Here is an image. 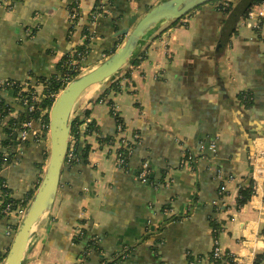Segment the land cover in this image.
Returning a JSON list of instances; mask_svg holds the SVG:
<instances>
[{
    "label": "crops",
    "instance_id": "crops-1",
    "mask_svg": "<svg viewBox=\"0 0 264 264\" xmlns=\"http://www.w3.org/2000/svg\"><path fill=\"white\" fill-rule=\"evenodd\" d=\"M4 1L0 81L24 82L30 75L55 74L64 55L83 44V25L92 38L80 66L82 74L89 72L121 44L113 35L129 17L142 16L160 0H111L90 24L96 0H77L81 18L70 39L73 0L14 1L12 9ZM230 1L228 13L218 10ZM249 1L206 4L157 29L143 41L139 63L127 67V77L119 74L117 92L99 98L104 82L82 93L74 109H90L89 120L115 143L101 148L95 135L88 136V163L63 167L52 208L35 228L22 264H102L119 254L124 258L116 264H213L214 239L239 264H264V45L259 31L244 21ZM30 82L40 99L42 86ZM243 93L253 99L249 109L238 100ZM0 96L14 109L10 117L23 116L39 133V140L30 136L18 145L17 130L15 160L0 171L11 198L21 202L45 169L47 126L29 120L11 92ZM135 136L125 172L116 165L119 140L131 143ZM184 158L191 159L186 166ZM143 164L154 182L137 179ZM250 181L254 192L238 209L239 189ZM30 199L18 205L26 207ZM166 211L180 218L168 221ZM12 223L0 220V256L10 245ZM82 230L84 240L73 243ZM91 238L98 251L86 247Z\"/></svg>",
    "mask_w": 264,
    "mask_h": 264
},
{
    "label": "trees",
    "instance_id": "trees-1",
    "mask_svg": "<svg viewBox=\"0 0 264 264\" xmlns=\"http://www.w3.org/2000/svg\"><path fill=\"white\" fill-rule=\"evenodd\" d=\"M6 8L12 9L13 5L15 4L14 0H6ZM21 0H16L19 2ZM220 0H214L211 2L215 3ZM262 0H250L249 4L247 3L243 9L242 14L246 16L249 6L252 4L260 3ZM108 2V3H107ZM111 0H96L94 8L89 12L87 17L88 24L94 22V16H99L103 14V10L107 7H111ZM210 4V3H209ZM233 1L225 2V4H220L217 6L219 11H223L228 13L230 8H232ZM106 6V7H105ZM151 7H147L145 12H147ZM68 14H69V22L70 27L67 32V38L70 39L72 34L75 31V28L79 25V19L81 18V12L77 4V0H73L68 7ZM232 19V18H231ZM233 23H235V19H232ZM175 22L170 23V26H173ZM117 28V27H116ZM81 34L84 37L83 44L74 48L72 51L66 53L64 57L60 60L57 65L56 73L49 76V77H31V75L25 80L24 82L18 81H11V80H3L0 81V93L3 91L11 92L13 98L17 101L19 105L27 109L28 107H32V111L28 113V119L34 122H40L42 125L47 126V114H44L45 110H49L51 104L53 103L56 95L64 88V86L70 82L75 77L81 74V62L85 59L89 52V44L91 42L92 34L89 31L88 25H83L81 27ZM264 45V38L262 39ZM116 48L114 47L110 53L106 54V58L114 52ZM144 52L139 53L134 59L130 61V63L120 71V73L125 71H130L127 67H134L136 66L139 61L143 58ZM73 61V63H72ZM123 75L127 77L126 74ZM33 78L35 80L36 85L42 86V93L40 96L39 101L34 100L36 98V93L34 88L31 85L30 79ZM115 77L109 79L105 82L106 88L104 89L103 93L99 96V98H103L105 93L108 90H113L117 92L120 88L119 80H114ZM238 100L240 104L245 108L249 109L253 105V99L250 93H243L238 95ZM14 111L12 106L8 104V102L0 96V171L11 164L15 160V153H14V136L19 129L20 125L25 122L23 116L21 120L14 119L9 115ZM90 118V109H83L80 112H76L74 109L71 114V129H70V136L74 139L75 143V150H74V157L67 162H65L64 167L71 168L72 166L83 164L86 165L87 155L91 150L90 145L87 142V137L91 135L96 136V140L100 147L102 148L104 145H113L115 143V138L112 135L103 136L97 127L96 123L93 120H89ZM117 119V118H115ZM117 124H121L118 123ZM122 129V125H121ZM47 132V128L45 130ZM83 134L84 143L81 146V153L80 157L78 156V148H79V140L80 135ZM27 141V140H26ZM25 141V142H26ZM119 141H122L120 139ZM24 142V143H25ZM138 142V140L136 141ZM136 143H129L128 141H124L123 144L118 148L117 152L121 154L124 159L123 171L126 172L127 170V163L130 157H127V151L130 149L134 150ZM131 156V155H130ZM47 155H45V158ZM188 157V155H187ZM149 166H147V170H149ZM141 171V170H140ZM148 182H154V179L151 178V175L147 177ZM40 178H38L37 183L34 185V189L28 191L25 195L23 200L16 201L11 198L10 190L7 188L5 181L0 177V192H1V200H0V220L4 218L2 211L5 208H9L13 210L16 208L18 203L26 204V202L32 197L35 189L39 184ZM222 183V181H221ZM253 181H250V186L247 188H240L239 189V197L236 200V207L239 209L243 207L250 199L253 194ZM222 187L220 185L219 189ZM225 195V192H223ZM223 196V194H222ZM180 217L173 216L168 221L178 220ZM217 226V225H216ZM15 229V225L13 226ZM218 230V229H217ZM86 235V230H82L80 235L73 237V243H80L84 240ZM92 239V240H91ZM87 240L86 247L92 250L98 251L97 241L94 238ZM6 254V253H5ZM5 254L0 256V261L4 259ZM100 254V253H99ZM103 256V254H100ZM228 254H225V257ZM124 258V254H119L118 256L113 257V259L103 258L104 264H116L122 261Z\"/></svg>",
    "mask_w": 264,
    "mask_h": 264
},
{
    "label": "water",
    "instance_id": "water-1",
    "mask_svg": "<svg viewBox=\"0 0 264 264\" xmlns=\"http://www.w3.org/2000/svg\"><path fill=\"white\" fill-rule=\"evenodd\" d=\"M212 1L214 0H160L142 16L129 17L127 25L113 35L115 38L123 37V41L114 52L89 72L72 79L56 95L47 114L49 150L46 166L11 239L2 264L23 263L35 228L52 208L69 147L71 114L82 93L118 74L139 54L143 40L147 39V36L157 28L180 20ZM82 141L83 134L81 133L79 157Z\"/></svg>",
    "mask_w": 264,
    "mask_h": 264
},
{
    "label": "built area",
    "instance_id": "built-area-1",
    "mask_svg": "<svg viewBox=\"0 0 264 264\" xmlns=\"http://www.w3.org/2000/svg\"><path fill=\"white\" fill-rule=\"evenodd\" d=\"M16 1V0H14ZM5 3V2H4ZM97 16H94V21L96 19ZM248 27H250L251 29H254L256 31H259V36L260 39L262 40L264 38V0H262V3L260 6L258 7H253L246 15L245 20ZM73 63V61H72ZM34 100L39 101V98L36 97L34 98ZM27 112H31L32 111V107H28L27 108ZM117 131L120 133L122 131L121 127L117 128ZM47 134H48V129H47ZM39 133L33 129L32 124L30 121H26L23 122L19 129H18V135H17V141H18V145H22L30 136L36 137V140H39L38 138ZM138 140V137L135 136L133 139V143H136V141ZM124 140L121 141V143L123 144ZM19 147V146H18ZM20 148V147H19ZM19 148H17V151H19ZM202 148V146H201ZM210 149L212 151H214V144L210 145ZM74 150H75V143L74 140H72L71 138L69 139V147H68V151L65 157V162L68 163L69 160H71L74 157ZM130 155H132V150H128L127 151V157H130ZM191 159L190 158H184L182 159L181 165L182 166H186L190 163ZM123 165H124V159L121 156V154H117V167L121 170H123ZM148 170H147V165L143 164L141 167V171L138 173L137 175V179L140 182H148ZM225 191V186L222 185L221 189H220V195L222 196L223 192ZM25 207L22 205H18L15 209L10 210L9 208H5L2 213L4 215L5 218H8L10 220L13 221V226L15 225V229H11V227L8 228V235H11V238L13 237L24 213H25ZM172 213L169 211L167 213H165V216L167 219H169L171 217ZM11 229V230H10ZM211 262L213 264H239V261L237 259H235V257H232L230 255H227L225 257V252L222 251L221 245L219 243V240L214 239L213 241V245H212V249H211ZM113 259V257L111 258ZM110 259V260H111ZM102 264H104L102 262ZM189 264H193L192 262H190Z\"/></svg>",
    "mask_w": 264,
    "mask_h": 264
},
{
    "label": "rangeland",
    "instance_id": "rangeland-1",
    "mask_svg": "<svg viewBox=\"0 0 264 264\" xmlns=\"http://www.w3.org/2000/svg\"><path fill=\"white\" fill-rule=\"evenodd\" d=\"M222 0H220V2H221ZM5 2V4H7V1H4ZM218 3V2H217ZM158 29V28H157ZM160 29V28H159ZM155 32V31H154ZM153 34V33H152ZM149 36H151V34H149L148 36H147V38L149 37ZM145 40H146V38H145ZM145 40H143V41H145ZM123 41V37H122V39H121V42ZM125 68V67H124ZM124 68H122V69H124ZM81 74H82V72H81ZM119 74H120V72L118 73V74H116L114 77V80H116V79H118L119 77ZM113 78V77H112ZM122 139V138H121ZM124 139H122V141H123ZM131 143H133V142H131ZM122 145V143H121V141H120V143H119V147ZM117 154H118V152L116 153V155H115V157H116V165H117ZM120 154V153H119ZM25 209H26V207H25ZM24 209V210H25ZM10 237H11V235H10Z\"/></svg>",
    "mask_w": 264,
    "mask_h": 264
}]
</instances>
